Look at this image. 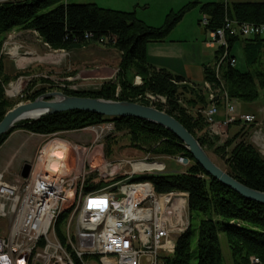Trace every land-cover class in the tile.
<instances>
[{"label":"trees","instance_id":"trees-1","mask_svg":"<svg viewBox=\"0 0 264 264\" xmlns=\"http://www.w3.org/2000/svg\"><path fill=\"white\" fill-rule=\"evenodd\" d=\"M81 1L85 0L0 1V120L8 109L18 103L6 95L5 87L19 76L30 74L26 69L6 67L7 59L2 47L10 31L15 28L34 30L51 49L66 51L98 42L105 36L109 38L105 44L113 46L119 52L116 79L104 81L94 90L59 88L60 90L70 95L151 104L163 110L182 123L207 153L211 150L216 154L223 161V167L219 165L221 168L241 183L264 192V156L244 138L246 132L241 129L224 140L210 134L208 123L199 111L209 103L203 85L164 69H155L146 60V44L163 40L184 13L198 1H189L178 10L170 11L160 26L147 25L133 11L104 8L89 0ZM200 11L207 18V23L203 25L204 31L222 27L225 19L237 24L264 23V0L210 1L200 4ZM200 21L201 19L199 24ZM227 40L230 51L234 42L241 40L245 62L251 69L239 71L235 65H222L221 79L225 90L230 98L241 103L259 99L264 120V65L261 61L264 54V34H234L227 36ZM137 75L142 82L135 85L133 79ZM204 79L217 82L209 66L204 67ZM48 80L40 77L33 79L23 91V100H33L46 92ZM37 82L41 83L38 88ZM118 86L119 91L116 93ZM146 93L162 96L165 102L151 103L145 96ZM16 100L21 99L17 97ZM237 121L238 119L233 124ZM106 122L113 125L110 133H121L131 147L145 153L180 155L189 159L181 172L146 178L152 182L157 192L183 190L188 193L189 227L176 238L175 248L164 257L163 264H223L220 233L225 235L233 264H253L251 257L259 260L254 264L264 262V204L243 197L209 175L171 131L156 123L134 116L109 117L83 110H67L44 115L36 120L17 122L0 136V146L16 129L49 135ZM251 125L254 126L253 123ZM114 137L107 136L105 155L110 153V143L117 141ZM96 187L98 184L89 183L87 189ZM193 214L201 216L196 229L194 255L191 247ZM64 216L62 213L57 221V235L61 239ZM194 258L195 262L192 261Z\"/></svg>","mask_w":264,"mask_h":264},{"label":"built area","instance_id":"built-area-1","mask_svg":"<svg viewBox=\"0 0 264 264\" xmlns=\"http://www.w3.org/2000/svg\"><path fill=\"white\" fill-rule=\"evenodd\" d=\"M200 19L203 25L207 23L205 15ZM209 34L210 44L216 46L210 68L217 82H203L209 103L199 111L210 134L220 138H227V126L237 119L253 123L256 127L252 141L264 151L262 122L254 114L235 115L234 99L228 96L221 79L222 65L233 66L236 61L227 36L263 35L264 23L237 24L225 19L222 27ZM8 39L11 44V34ZM108 41L105 36L98 40L101 44ZM3 44L2 52L15 56L11 52L15 49L18 54V46L11 44L7 49L6 41ZM135 80V84L142 82L138 76ZM18 83H8L7 96H22L21 88L8 93ZM64 86L77 89L74 84ZM145 96L151 103L165 102L162 96ZM220 104L224 105L225 118L215 121ZM84 128L93 131L96 142L110 133L113 125L106 122ZM48 143L47 140L38 147L27 177L17 175L8 180L6 170L0 171V219L7 222L0 235V264H90L89 260L96 264H163L164 257L173 252L176 238L189 227L188 193L157 192L150 180L133 179L135 173L146 170L145 163L137 159L103 160L92 166L82 164L76 169L52 173L43 166ZM148 157L146 154L143 160ZM175 158L177 163L184 164L183 156ZM89 183L98 187L87 189ZM62 213L65 216L61 239L57 235V221ZM250 260L253 264L259 262L255 257Z\"/></svg>","mask_w":264,"mask_h":264},{"label":"rangeland","instance_id":"rangeland-1","mask_svg":"<svg viewBox=\"0 0 264 264\" xmlns=\"http://www.w3.org/2000/svg\"><path fill=\"white\" fill-rule=\"evenodd\" d=\"M92 2H95L98 6L104 7V8H110V9H116V10H124V11H133L139 19H142L147 25L151 26H160L164 23L166 14L170 11H176L178 10L182 5L189 1L193 0H89ZM88 0L81 1V2H89ZM198 4L191 7L189 10H187L182 19L169 31L168 37H181L184 41L181 43V48L184 52V57H186V60L193 59L194 61L205 63H212L215 55L216 48L214 47H208L206 45V42L211 40L209 31H204L203 24H198V19L202 18L203 15L199 12V5L201 3H205L208 1H216V0H197ZM9 34L12 35V40L14 38L12 33H8L5 41H6V47L9 49L11 47V44L8 43L10 40L8 39ZM4 41V42H5ZM96 46L101 47L100 43H97ZM6 49V50H7ZM19 50H22L21 48ZM231 53L235 56L236 63L235 67L239 71H246L248 69H251L248 67V65L245 62L244 54L242 51V42L241 40H236L232 46ZM14 55V54H13ZM16 55V54H15ZM23 57V53L21 54ZM60 54L55 51H49L46 54H40V55H34L33 57H28L26 59H22L20 63V69H26L30 71L29 75H21L18 79L15 81H12L14 84L17 81H20L16 84L19 88H21L20 93L23 94V91L28 87L30 82L35 79L36 77L40 78H48V82L46 83V92L52 91V90H60L61 89H68V90H94L93 88L81 86L80 84H77L75 82V77H73V72L75 71H68L67 69H64L62 66V62L57 63L58 70L55 72L54 67L55 63H51L50 61L60 58ZM63 57V56H62ZM43 60L50 62V64L42 65L40 67V70H37L36 64L41 63ZM262 64L264 65V54L261 57ZM54 66V67H53ZM61 67V68H60ZM255 67V66H254ZM57 68V67H56ZM15 69V70H18ZM69 75V76H68ZM64 76V77H63ZM69 77V80H66V78ZM74 81V82H73ZM63 84H74L77 86V89L68 88L66 86L63 87ZM223 85H225L223 83ZM41 86L40 82H37L36 88ZM8 90H10V87H6ZM19 88L17 90H19ZM15 90L14 92H16ZM33 90V88H32ZM62 91V90H61ZM119 91V90H118ZM226 91V90H225ZM12 92V93H14ZM10 93V91L8 92ZM11 93V94H12ZM118 93V92H117ZM9 98L19 102H25L28 100H23L24 96H20L21 100H16V95H9ZM236 99L233 100L232 104L234 107L236 106ZM253 108L254 114L259 120L262 122L261 124L264 126V120H263V114L262 111L259 109L261 108V102L260 100H256L254 102H246ZM17 104V103H16ZM236 113V111L234 112ZM217 119V118H216ZM108 123V122H107ZM104 124V123H103ZM76 138H78L79 141H81L84 145H86V148H79V153L77 152L73 153L71 152L68 159V165L67 167L74 166L77 161V158H79V162L81 165L86 166H92L94 164H98L103 162V160H118V159H137L141 161V163H145L146 170L137 172L133 175V179H146L147 177L151 175H157V174H170V173H176L181 172L186 168L187 164H181L176 162V156H168V155H157V154H149V157L146 160H143L146 153L136 149L134 147L129 146L127 138L121 136V133H107L102 136V138L99 141L94 142L92 139L94 138V133L90 130H81L76 131L72 133ZM229 135L230 132H229ZM15 136L12 135L6 143L1 148V152L6 153L7 157H10L11 161L8 166V172L6 171V178L8 180H13L19 175V171L21 168L20 162L23 155L30 149V145L32 144L31 141L34 139L26 140L21 144L20 146L13 145L12 143L15 142ZM107 136H115L114 138H117L116 142L110 143V153L109 155H105L104 153V144L106 142ZM48 137V139H50ZM113 139V138H111ZM110 139V140H111ZM225 137H222L221 140H224ZM91 140V144H87L84 141ZM255 147L258 148V150L263 155L264 152L261 151V148L256 146L254 143H252ZM36 154V153H35ZM34 155V152H33ZM208 155L211 157L213 161H215L218 165L223 167V161L214 154L211 150L208 151ZM264 156V155H263ZM31 157V156H30ZM33 157V156H32ZM33 159V158H31ZM32 161V160H31ZM30 161V162H31ZM34 164V159H33ZM79 163V164H80ZM76 164V168H79L80 165ZM40 165V164H39ZM200 215L193 214L191 217V225H192V235H191V242H192V249H193V255H194V247H195V241H196V235H197V225L200 220ZM7 222L6 220L0 219V235L4 233L6 230ZM220 247L221 252L223 256V264H233L232 263V257L230 253V249L227 245L225 235L223 233H220ZM195 262V258L192 260ZM90 264H96L89 260Z\"/></svg>","mask_w":264,"mask_h":264},{"label":"crops","instance_id":"crops-1","mask_svg":"<svg viewBox=\"0 0 264 264\" xmlns=\"http://www.w3.org/2000/svg\"><path fill=\"white\" fill-rule=\"evenodd\" d=\"M199 12L201 14L200 5H199ZM12 32H14L13 34L14 38L11 44L18 46L19 48H18V54L15 56L9 55L7 52L5 53V51L3 52L4 56L7 59L6 67L8 68L18 69L20 67L21 61H23L22 59L33 57L34 55L37 56L40 54H46L49 51L51 52L55 51L59 53L61 56L60 58H57L58 60L54 59L50 61L51 63H55V67L53 66L55 69L54 71L57 72L58 70L59 65L57 63L63 61L62 62L63 68L67 69V72L75 71V74L73 75V77H75V82L77 84H80L81 86L97 89L100 87L102 82L110 80V79L115 80L117 77L119 52L113 46H109L107 44H101V47H99V46H96L98 42H91L86 46H83V47H80L74 50H70V51H66L62 49H51L46 43H44L41 40V38L38 36V34L34 30H21V29L15 28L9 33H12ZM168 36H166L163 40L152 41L146 44L145 52H146L147 62L151 66H153L155 69H164L170 72L171 74L182 76L183 78L189 81L203 84V82L205 81L204 67L205 66L211 67L213 62L209 64V63H205L204 61L200 62V60L199 61H194L193 59L186 60V57L183 56L184 52L181 48V43L184 40L181 37L169 38ZM206 45L211 48L212 47L216 48L214 44H210V41H207ZM3 48H4V44H3ZM20 48L22 50H19ZM22 53L26 56L23 57L21 55ZM232 56L234 55L232 54ZM214 59H215V55H214ZM50 62L43 60L41 63L36 64L38 65L37 70H40V67L42 65L48 66L47 64H50ZM137 76L134 77L133 84H135L136 82L135 79ZM135 85H138V84H135ZM116 90H119V86L117 87ZM235 102H236L235 104L236 106L234 107L236 111L235 115L239 116L241 114L254 113L253 108L249 104L241 103L237 100H235ZM259 109L263 111L262 106ZM224 118H225V108H224V105L220 104L217 113L214 115V120L222 121L224 120ZM250 125L251 124L245 123L242 120H238L237 122H235V124L233 123L229 124L226 129V133L228 135L227 137L238 133L242 129V132H246V135L244 136V138L247 139L248 142L254 143L252 141L251 134H252L253 129L256 127V125L254 126L252 125L250 126ZM81 130H90V129L82 128L78 130L61 131V132H57V133H53L49 135L36 134V133L25 131L23 129H16L3 142V144L0 146V150L3 147V145L6 143V141L12 135H17L15 136V142L12 143L13 145H16V147L20 146L21 144H23L24 141L28 139L30 140L34 139L33 141H31L32 144L30 145V149L23 155V157L21 158V162H20V164L22 165L25 162L31 163V169H32L33 168L32 161L35 157V153L38 147L43 142L48 140L49 143H48L47 155L49 154V151L55 146H63L65 148V153H64L65 155H64V159L62 160V162H64L67 166L68 165L67 158H69L70 156L69 154L71 152L73 153L77 152L78 154L79 148L81 147L86 148V145H84L81 141L78 140V138L72 135V133L76 131H81ZM229 132L231 135H229ZM50 136L51 138L48 139V137ZM84 142L90 145L92 141L87 140ZM33 152H34V155H33ZM7 156H8L7 152L3 153L0 151V171L6 170L8 172V166L10 164L11 159L10 157H7ZM79 161H80L79 158H77V161L75 163L78 165L80 163ZM76 164L72 167L69 166L65 168L69 170L73 168L76 169ZM79 165H81V163Z\"/></svg>","mask_w":264,"mask_h":264},{"label":"water","instance_id":"water-1","mask_svg":"<svg viewBox=\"0 0 264 264\" xmlns=\"http://www.w3.org/2000/svg\"><path fill=\"white\" fill-rule=\"evenodd\" d=\"M83 110L109 117L134 116L156 123L171 131L188 149L194 160L212 177L232 188L245 198L264 204V192L251 188L217 165L192 133L175 117L152 105L129 100L105 99L70 95L61 90H52L38 95L33 100L19 102L8 109L0 120V136L22 120H36L44 115L67 111ZM184 164L189 162L184 157ZM31 163L25 162L19 171L21 177H27Z\"/></svg>","mask_w":264,"mask_h":264},{"label":"bare ground","instance_id":"bare-ground-1","mask_svg":"<svg viewBox=\"0 0 264 264\" xmlns=\"http://www.w3.org/2000/svg\"><path fill=\"white\" fill-rule=\"evenodd\" d=\"M11 52L14 55L16 54L15 49H12ZM18 88H19L18 85H15L14 88L10 91V93L14 92ZM53 151H59L60 155L59 156L52 155ZM64 153H65V148L63 146H55L54 148H52L49 151L50 156L48 154L43 162L44 168L52 173L64 171L65 167H67L66 164L62 162L65 155Z\"/></svg>","mask_w":264,"mask_h":264},{"label":"clouds","instance_id":"clouds-1","mask_svg":"<svg viewBox=\"0 0 264 264\" xmlns=\"http://www.w3.org/2000/svg\"><path fill=\"white\" fill-rule=\"evenodd\" d=\"M52 155L59 156L60 152L59 151H53ZM40 187H43V185H40Z\"/></svg>","mask_w":264,"mask_h":264}]
</instances>
